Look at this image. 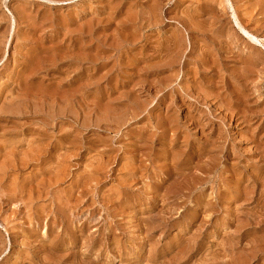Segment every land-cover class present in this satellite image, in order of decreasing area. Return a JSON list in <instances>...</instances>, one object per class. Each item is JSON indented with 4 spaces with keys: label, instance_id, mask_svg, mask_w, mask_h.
I'll use <instances>...</instances> for the list:
<instances>
[{
    "label": "rangeland",
    "instance_id": "obj_1",
    "mask_svg": "<svg viewBox=\"0 0 264 264\" xmlns=\"http://www.w3.org/2000/svg\"><path fill=\"white\" fill-rule=\"evenodd\" d=\"M0 264H264V0H0Z\"/></svg>",
    "mask_w": 264,
    "mask_h": 264
},
{
    "label": "bare ground",
    "instance_id": "obj_2",
    "mask_svg": "<svg viewBox=\"0 0 264 264\" xmlns=\"http://www.w3.org/2000/svg\"><path fill=\"white\" fill-rule=\"evenodd\" d=\"M232 8V7H231ZM234 11V10H233ZM233 17H234V22H235V24L237 25V27L239 28V30L244 34V35H246V37H248V38H250V39H252V40H257V38L255 37V36H253V35H251L243 26H242V24L240 23V21H239V19H238V17H237V15L235 14V12H234V15H233Z\"/></svg>",
    "mask_w": 264,
    "mask_h": 264
}]
</instances>
